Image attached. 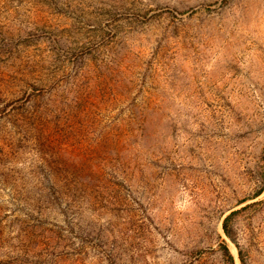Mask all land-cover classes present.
I'll list each match as a JSON object with an SVG mask.
<instances>
[{"label":"rangeland","instance_id":"rangeland-1","mask_svg":"<svg viewBox=\"0 0 264 264\" xmlns=\"http://www.w3.org/2000/svg\"><path fill=\"white\" fill-rule=\"evenodd\" d=\"M0 264H264V0H0Z\"/></svg>","mask_w":264,"mask_h":264}]
</instances>
